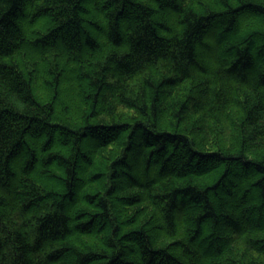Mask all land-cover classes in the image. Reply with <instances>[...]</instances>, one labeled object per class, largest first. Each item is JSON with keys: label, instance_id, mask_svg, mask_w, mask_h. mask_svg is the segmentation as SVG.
<instances>
[{"label": "trees", "instance_id": "obj_1", "mask_svg": "<svg viewBox=\"0 0 264 264\" xmlns=\"http://www.w3.org/2000/svg\"><path fill=\"white\" fill-rule=\"evenodd\" d=\"M0 264H264V0H0Z\"/></svg>", "mask_w": 264, "mask_h": 264}]
</instances>
